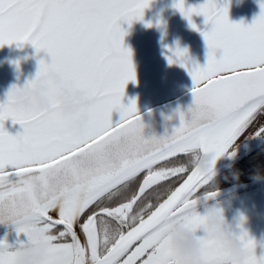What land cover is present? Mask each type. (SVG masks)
Listing matches in <instances>:
<instances>
[{"label": "snow or ice", "instance_id": "1", "mask_svg": "<svg viewBox=\"0 0 264 264\" xmlns=\"http://www.w3.org/2000/svg\"><path fill=\"white\" fill-rule=\"evenodd\" d=\"M152 2L0 0V47L30 43L37 54L44 51L51 58L48 63L38 61L36 76L54 67L61 86L98 97L80 134L72 132L61 114L55 88L46 94L56 109L52 113L14 109L16 85L0 103V224L14 225L18 236L26 237L33 228L47 231L42 245L34 243L46 253L42 264H177L167 232L176 220L193 231L200 227L196 194L211 176L192 168L158 205L145 204L139 212L135 206L153 186L188 172L184 164L167 167L170 158L184 155L189 164L194 153L211 152L215 165L257 117L264 116V0H258L259 14L249 25L229 20L228 0L222 6L205 0L187 7L186 0H173L172 7L192 30L200 31L193 15L211 25L201 32L206 62L201 66L192 61L178 42L164 46L168 64L179 65L191 77L192 102L186 111L175 110L179 126L171 133L166 128L162 136L145 137L136 100L122 102L137 74L121 24L131 27L138 21L152 27L151 21H144ZM163 25L156 20L158 29ZM114 112L119 114L115 122ZM9 119L22 131L11 135L4 127ZM257 134H264V125ZM141 174L138 188L124 196ZM216 195L207 193L212 199ZM243 223L241 217L237 227L247 247L244 264H264V253L257 258L256 242ZM201 241L204 264H240L227 258L217 242L206 236ZM24 242L18 240L17 246ZM12 249L0 241V264H15Z\"/></svg>", "mask_w": 264, "mask_h": 264}, {"label": "flooded vegetation", "instance_id": "2", "mask_svg": "<svg viewBox=\"0 0 264 264\" xmlns=\"http://www.w3.org/2000/svg\"><path fill=\"white\" fill-rule=\"evenodd\" d=\"M229 1V0H228ZM188 0H186L185 6H196L199 4H202L205 2V0H190V2L187 4ZM225 0H216V3L218 6H222ZM173 0H153L150 7L145 9L144 12V21L148 22L151 21L153 26L152 27H145V24L142 22L134 21L131 25V27L128 26L126 23H122L121 27L124 28L127 31V35L124 37V44L125 46L129 47L132 50L133 56V63L135 66V70H138L139 72L137 74V81L135 84L132 82H129L125 89V96L123 99V103L127 104L129 99H135L137 103V108L139 115L143 112L159 106L161 104H164L170 100H173L180 96L181 94L190 91L192 88L191 86H187L183 89L173 90L172 87L166 92L162 91L159 92L156 101H154V96L149 95L150 85L152 84L150 76L153 73V76L157 75L154 71L155 66H158L162 62H167L165 59V56L168 55L165 45L174 47L175 44L178 42L179 46L183 48H187L188 55L190 59L197 63L199 59L200 54L195 51L194 46H190L189 42L193 39H197L201 36V32L205 31L210 24L204 23V17L203 16H196L193 15L192 20L193 22L198 26L200 31H194L192 30L189 25L188 21L180 14L179 11L175 10L172 7ZM160 19L164 22L163 28L158 29L155 24L156 20ZM163 33V38H162ZM15 45V43L7 46V52L5 54V59L0 60V63L3 62V65H5V69H2V73H0V103H2L6 99V93L10 89L12 85H16L17 87H22L29 79H32L37 70H26L22 69L19 65L20 70L18 71V74L16 73V70L14 69V64L10 54V49ZM195 51V52H194ZM32 64L38 65V60L44 58V53L40 52L39 54L36 53L35 49L33 48L32 54ZM157 62L156 64L154 62ZM23 64V62L21 63ZM147 64L149 67H145L144 65ZM167 65V71L169 74L174 75L175 77L178 75V73L182 72V77L185 76L184 80L188 81L187 83H191V77L189 76L188 72L181 68L177 64L169 65L168 62ZM22 66V65H21ZM25 66V65H23ZM154 66V68H153ZM17 67V66H16ZM18 68V69H19ZM175 79V78H174ZM170 79L169 81H171ZM158 90V89H155ZM148 91V96L146 97V93ZM155 92V91H154ZM115 113V112H114ZM113 113V120L115 121V114ZM5 129L11 134L15 135L18 131H22L19 124H13L12 121L9 119L4 122ZM255 137H258L260 139V142L255 147H258L264 139V134H257L253 135L252 138L245 140H241L232 147H230L225 155L228 153L236 150L239 146H242L245 142L254 141ZM253 149V148H251ZM248 153V152H246ZM223 155L222 157H224ZM239 155L237 153V156L233 162H230L227 166L223 167V169L218 171V175L216 178H218L219 175L225 170L230 169L229 165L232 166L238 160L244 156ZM221 157V159H222ZM188 157L184 155H179L176 158H170L169 162H167V167H174L179 165H187L188 172L192 169L191 165L188 164ZM220 159V160H221ZM180 174L177 177H173L168 181H163L158 185L153 186L151 190L148 191L147 196L144 200H142L138 205H136V210L139 212V210L145 205V204H152L157 205L162 199L163 196L167 194V191L169 188H174L177 186L184 177L188 174ZM259 172L261 175H264V172ZM254 173H252V176ZM231 178V177H230ZM229 178V179H230ZM250 179V178H248ZM143 180V175L141 174L138 176V178L132 183V185L125 190L124 196H130L133 191H135L139 183H141ZM253 181V180H252ZM250 181L245 182H233L232 180H229L226 183H221L219 179H217V187L211 188L208 185H204L201 188L198 189L196 196L200 194H206L208 192H213L216 190L223 189L225 187H228L230 185H235L239 183H248ZM263 184V183H261ZM251 188V187H250ZM249 189V188H248ZM246 190V189H245ZM241 192V191H237ZM236 193V192H235ZM235 193H232L228 196L219 198L215 201H212V203L219 202L223 211L225 218L229 221L230 224L233 226V230L240 232V228L237 227V224L239 223L238 220H234V217H236L237 210H242L240 208L241 203L236 202L235 200L230 201L231 198L235 197ZM237 194V193H236ZM233 195V196H232ZM120 199H123V197H120ZM108 203V202H106ZM114 206L115 201L111 202ZM198 210H202L198 206ZM249 211H243L240 212L244 217L245 221L243 225L246 223L247 219L249 218L250 214H252V211L248 209ZM202 214V213H201ZM242 225V226H243ZM78 233L83 241V236L80 233L79 226L77 225ZM62 230L61 228H58L57 231ZM250 238H252L256 242L255 247V254L257 258L261 256L262 250L260 249V246L262 244V234L256 230V229H244ZM198 236H203V232L198 230L197 231ZM26 241V237H18L15 238L14 241ZM17 244H14L12 248L16 247Z\"/></svg>", "mask_w": 264, "mask_h": 264}, {"label": "clouds", "instance_id": "3", "mask_svg": "<svg viewBox=\"0 0 264 264\" xmlns=\"http://www.w3.org/2000/svg\"><path fill=\"white\" fill-rule=\"evenodd\" d=\"M53 88L55 100L63 117L68 121V126L75 134L83 133L88 127L92 109L98 101V97L90 95L78 87L61 86V75L56 68H49L39 76L29 79L22 87H17L11 98V105L14 109L25 112H54L55 106L47 93ZM214 154L211 152H196L189 160L192 168H195L204 176H211L209 186L217 187L216 177L218 171L212 161ZM229 167H231L229 165ZM233 179H238V174L233 173ZM228 177L225 176L224 179ZM254 182H264V175L256 172L250 177ZM217 193V192H216ZM197 205L195 211L201 214L198 206L202 209L203 223L193 231L183 220H176L172 223L167 235L170 237V251L177 261V264H204V244L197 231L203 232V236L217 242L227 258H234L244 264L247 256V247L244 240L240 238V232L233 230L232 224L225 218L224 211L219 202L212 203L214 199L207 194L196 196ZM244 217L237 210L234 220L240 221ZM245 221V217H244ZM49 235L47 231L33 228L26 236V241L16 246L12 251L16 254L15 264H42L45 258V251L38 249L34 243L43 244Z\"/></svg>", "mask_w": 264, "mask_h": 264}, {"label": "rangeland", "instance_id": "4", "mask_svg": "<svg viewBox=\"0 0 264 264\" xmlns=\"http://www.w3.org/2000/svg\"><path fill=\"white\" fill-rule=\"evenodd\" d=\"M190 2L188 0L187 4ZM229 20L231 22H241L243 21L245 25H249L252 23L254 17L259 14V4L258 0H229ZM211 25L208 26V28L205 30L207 31L210 29ZM189 45L192 47H195V51H197L200 56L197 63L201 66H203L206 62V45L203 40L202 35L197 38L193 39L189 42ZM7 46L4 45L0 47V60L5 59V54L7 52ZM194 51V52H195ZM10 54L12 57L14 69L16 70V73L18 74L16 62L19 63L20 67L27 70H37L38 65L32 64V54L33 47L30 43H25L22 46L18 47L17 44L10 49ZM44 58H42L46 63L50 62L51 58L44 52ZM41 60V59H40ZM39 61V60H38ZM23 62V64H21ZM157 63L156 61L154 62ZM167 62H162L158 66H155V73L157 75L153 76V73L150 76L152 84L150 85L149 95L154 96V101H156V97L159 92L162 91H168L171 87L173 90L183 89L187 86H191L192 82L187 83L188 81L184 80L185 76L182 77V72L180 71L178 75L175 77L172 74H169L167 71ZM22 65V66H21ZM25 65V66H23ZM3 65V62L0 63V73H2V69H5ZM145 67L147 64L144 65ZM154 68V66H153ZM139 71L136 70V73ZM175 78V79H174ZM172 79L171 81H169ZM158 89V90H155ZM191 89V88H190ZM155 91V92H154ZM148 96V91L146 93V97ZM115 114V121L119 119V114ZM114 121V120H113ZM114 121V122H115ZM260 142V139L258 137H255L254 141L245 142L242 146H239L236 148V150L230 152L234 153L233 155H225L222 157L218 165L215 167L217 171L223 169V167L227 166L230 162H233L237 156V153L239 155H243L246 152L251 151V148H254L256 145H258ZM237 193V194H236ZM235 197L231 198L230 201L235 200L236 202H240L241 206L243 207L242 210H239L240 212L243 211H249L250 209L252 211V214H250L249 218L247 219L246 223L242 226L243 229H256L262 234V243H264V183L255 185L249 189L242 190L241 192H236ZM233 196V195H232ZM202 213V210H200ZM18 237H25L23 233L17 235V232L15 231V228L8 229L5 231L0 232V241L6 242L8 245L13 246L14 244H17V241H14L15 238ZM260 249L262 250V253H264V248L260 246ZM261 253V254H262Z\"/></svg>", "mask_w": 264, "mask_h": 264}, {"label": "water", "instance_id": "5", "mask_svg": "<svg viewBox=\"0 0 264 264\" xmlns=\"http://www.w3.org/2000/svg\"><path fill=\"white\" fill-rule=\"evenodd\" d=\"M191 102H192V96H191V90H190V91L183 93L182 95L178 96L177 98H175L173 100H170V101H168L164 104H161L159 106L153 107V108L143 112L142 114H140L142 123L145 126L144 127L145 137L151 136L153 134H155L158 137L162 136V135H164L166 128H167L168 132L171 133V131L174 127L179 126V119L177 116L174 115L175 110L179 107L181 110L186 111L187 107L191 104ZM165 117H172V119L166 120ZM216 166H217V162H216L215 167ZM185 179H187V177ZM183 181L181 183H183ZM261 183H263V182L251 181V182L244 183V184L230 185V186L225 187L223 189L213 191V192H217L215 200L222 198V197H225V196H228V195L235 193L237 191L244 190V189H247L249 187L261 184ZM180 184L177 187H179ZM210 202H212V201H210ZM53 218H55V217L53 216ZM12 228H15V226L12 224H8V225L0 224V232L8 230V229H12ZM60 228L62 229V226ZM75 230L77 231V234H78L77 226L75 227Z\"/></svg>", "mask_w": 264, "mask_h": 264}, {"label": "trees", "instance_id": "6", "mask_svg": "<svg viewBox=\"0 0 264 264\" xmlns=\"http://www.w3.org/2000/svg\"><path fill=\"white\" fill-rule=\"evenodd\" d=\"M261 125H264V116H258L257 119L251 124V126L245 131V133L241 135L234 142L233 145H235L241 140L246 141L250 137L252 138L254 133L258 130V128ZM257 171L264 172V139L263 142L258 147H254L251 151L245 153V155L242 156L238 160V162L233 164L230 167V169L223 171L221 175H219L218 178H216V180L219 179L221 183H226L229 180H232L233 182L252 181V179H248V178L252 176V173L255 174ZM233 173H237L239 178L233 179V175H232ZM225 176H227L228 178L224 179ZM174 188H169L167 194L163 196V199H165ZM163 199L161 201H163Z\"/></svg>", "mask_w": 264, "mask_h": 264}, {"label": "bare ground", "instance_id": "7", "mask_svg": "<svg viewBox=\"0 0 264 264\" xmlns=\"http://www.w3.org/2000/svg\"><path fill=\"white\" fill-rule=\"evenodd\" d=\"M52 215L55 217V213H52Z\"/></svg>", "mask_w": 264, "mask_h": 264}]
</instances>
